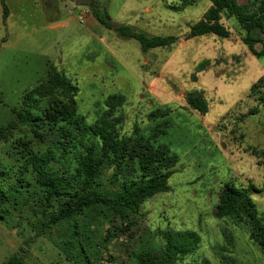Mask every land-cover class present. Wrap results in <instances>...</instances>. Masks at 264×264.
<instances>
[{"label": "rangeland", "instance_id": "rangeland-1", "mask_svg": "<svg viewBox=\"0 0 264 264\" xmlns=\"http://www.w3.org/2000/svg\"><path fill=\"white\" fill-rule=\"evenodd\" d=\"M94 1L116 25L176 35L178 41L144 51L138 40L113 31L104 40L91 35L79 20L82 6L70 0H6L8 16L0 0V127L14 118L13 108L24 107L25 94L47 79L50 68H57L78 87V112L88 123L100 118L109 95L125 97L123 131L133 134L138 128L145 137L156 133V143L178 156L170 190L143 203L131 237H113L108 243L105 231L90 242L82 241L81 234L71 236L66 226L39 234L28 225V211L22 218L15 212L13 220L0 219V264L13 254L28 264H137L136 255L158 249L162 232L169 229L200 236L198 249L180 264H264L247 228L214 214L225 182L264 186V103L250 95L252 84L264 77V55L257 57L243 42L233 17L224 19L229 37L187 38L210 0ZM65 19L70 23L63 28L47 27ZM191 93L203 95L204 114L189 106L186 95ZM156 109L168 115L150 117ZM26 131L15 130L11 142ZM31 136L28 131L26 137ZM11 142L0 140L6 174L0 169V199L5 187L9 197L19 193L18 169L6 163ZM252 198L264 217V190L253 191Z\"/></svg>", "mask_w": 264, "mask_h": 264}, {"label": "trees", "instance_id": "trees-1", "mask_svg": "<svg viewBox=\"0 0 264 264\" xmlns=\"http://www.w3.org/2000/svg\"><path fill=\"white\" fill-rule=\"evenodd\" d=\"M210 1V8L191 25L187 38L209 34L229 37L230 27L224 19L233 17L241 28L243 42L257 57L264 55V0ZM2 4L4 15L8 16L6 0ZM90 8L107 28L115 29L124 38L138 40L144 51L178 41L176 35H151L130 25H116L99 4ZM77 92L78 87L63 71L51 67L47 79L25 94L24 107L13 108L14 118L0 127V140L5 143L11 142L15 130L24 127L32 135L26 137V131L10 144L6 163L18 169L19 193L16 198L9 197V188L5 187L0 199V219L13 220L15 212L22 218L24 211H28V225L39 234L66 226L71 236L81 234L86 242L102 231L105 243L113 237H131L143 203L170 190L168 180L175 172L178 156L167 145L156 143V133L145 137L138 133V128L133 134L123 131V95H109L100 118L88 123L86 116L78 112ZM250 95L259 104L264 103V77L252 84ZM43 100L46 104L42 107ZM186 101L202 114L207 110L200 93L186 95ZM251 111L256 113L257 107ZM168 112L156 109L149 116H166ZM3 162L0 159L1 166ZM1 166L0 171L6 175ZM20 187L27 189L20 191ZM262 190L264 186L258 188L253 183L244 188L232 181L225 182L214 214L246 227L250 239L264 255V217L252 198L253 191ZM161 241L158 249L146 248L138 253L137 264H180L198 249L200 236L195 231L169 229L162 232ZM1 264L28 263L13 254Z\"/></svg>", "mask_w": 264, "mask_h": 264}, {"label": "crops", "instance_id": "crops-1", "mask_svg": "<svg viewBox=\"0 0 264 264\" xmlns=\"http://www.w3.org/2000/svg\"><path fill=\"white\" fill-rule=\"evenodd\" d=\"M71 1V0H70ZM98 4V3H97ZM72 11L70 10V13ZM81 13L84 15V20L81 21V23H84L87 26V29L90 31L91 35H94L95 37L100 38L101 40H104V36H107L110 32H116L115 29L107 28L104 24H102L93 14L90 7L82 6L81 7ZM69 21L67 19L65 20H59L58 22H53L47 25L48 28L57 29V28H63L64 26L69 25ZM135 30H137L136 27H134ZM118 34V33H117ZM119 36V34H118ZM189 39V38H188Z\"/></svg>", "mask_w": 264, "mask_h": 264}, {"label": "water", "instance_id": "water-1", "mask_svg": "<svg viewBox=\"0 0 264 264\" xmlns=\"http://www.w3.org/2000/svg\"><path fill=\"white\" fill-rule=\"evenodd\" d=\"M77 6H87L94 7L97 5V2L94 0H71Z\"/></svg>", "mask_w": 264, "mask_h": 264}, {"label": "built area", "instance_id": "built-area-1", "mask_svg": "<svg viewBox=\"0 0 264 264\" xmlns=\"http://www.w3.org/2000/svg\"><path fill=\"white\" fill-rule=\"evenodd\" d=\"M79 20H80V21H83V20H84V15H80V16H79Z\"/></svg>", "mask_w": 264, "mask_h": 264}]
</instances>
